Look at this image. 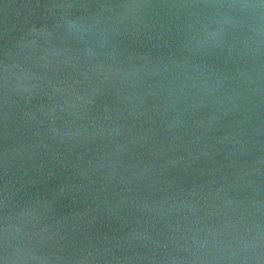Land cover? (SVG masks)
<instances>
[{
	"label": "water",
	"instance_id": "water-1",
	"mask_svg": "<svg viewBox=\"0 0 264 264\" xmlns=\"http://www.w3.org/2000/svg\"><path fill=\"white\" fill-rule=\"evenodd\" d=\"M0 264H264V0H0Z\"/></svg>",
	"mask_w": 264,
	"mask_h": 264
}]
</instances>
